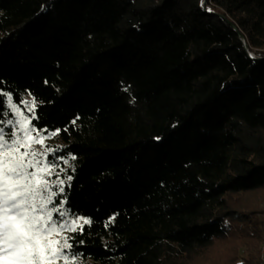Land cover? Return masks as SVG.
<instances>
[{
  "label": "trees",
  "instance_id": "1",
  "mask_svg": "<svg viewBox=\"0 0 264 264\" xmlns=\"http://www.w3.org/2000/svg\"><path fill=\"white\" fill-rule=\"evenodd\" d=\"M210 1L0 0V94L69 161L53 218L91 220L68 257L258 264L235 196L264 189V0Z\"/></svg>",
  "mask_w": 264,
  "mask_h": 264
},
{
  "label": "snow or ice",
  "instance_id": "2",
  "mask_svg": "<svg viewBox=\"0 0 264 264\" xmlns=\"http://www.w3.org/2000/svg\"><path fill=\"white\" fill-rule=\"evenodd\" d=\"M3 97H7V108L21 118L0 119V124L12 125L7 131L0 127V264H55L62 257L67 262L65 249L71 248V244L62 237L63 230L83 231V224L91 220L80 217L83 223H78V219L53 218V213L61 218L68 213L61 210L66 201L48 207L58 194L52 192L46 178L53 174L52 166L46 163L44 153L32 147L34 143H43L44 137L29 118L22 116L10 94H0V103H4ZM7 108L0 111V116H10ZM59 192L63 193L64 188Z\"/></svg>",
  "mask_w": 264,
  "mask_h": 264
},
{
  "label": "rangeland",
  "instance_id": "3",
  "mask_svg": "<svg viewBox=\"0 0 264 264\" xmlns=\"http://www.w3.org/2000/svg\"><path fill=\"white\" fill-rule=\"evenodd\" d=\"M210 2H211L210 0H201V5L204 8H209L210 11H212L211 10L212 4H210ZM250 53H252L254 57L256 56L255 52H250ZM18 108H19V112L22 114L23 117H27L31 120V118L34 116L35 103L31 97L26 96L24 100V107L21 108L18 106ZM30 108L32 109L31 111H29ZM13 113H14L16 120H19L21 118V116L18 115L16 112L13 111ZM13 131H17V129L13 128ZM40 134L44 137L43 143H34L32 147L36 151L44 153L45 154L44 158L46 159V163H48L47 162L48 155L54 151L55 147H53V144H58V140L55 134H47V135L44 133H40ZM33 135H35V133H33ZM65 164H66L65 167L63 166L61 167L64 172H66L65 170H66V167L69 165V161H67ZM62 170L56 169V166H52L53 174L46 177L51 185H60L59 181L67 180V178L61 175ZM235 197H236L235 203L240 205L243 208L242 209L243 211L244 210L245 212L250 211V210L258 211V214L255 217V220L257 221L258 215L264 211V189L255 190L251 192H244L242 194L236 195ZM78 223H82V220H79ZM70 233H71V230L65 229L63 230L61 235L62 237H66ZM54 238L60 239L61 237H54ZM259 238L260 240L258 244V249L260 253V244H261L260 235H259ZM247 248L248 247H241L239 250L240 254L244 255L246 253ZM55 264H87V262L82 261L81 259L72 258V257H68V261L66 262L65 259L62 257L59 260H57ZM196 264H208V261H206L205 259H202L201 262H198Z\"/></svg>",
  "mask_w": 264,
  "mask_h": 264
},
{
  "label": "built area",
  "instance_id": "4",
  "mask_svg": "<svg viewBox=\"0 0 264 264\" xmlns=\"http://www.w3.org/2000/svg\"><path fill=\"white\" fill-rule=\"evenodd\" d=\"M205 10L207 12H210L209 8H205ZM249 54L252 56V53L249 52ZM257 230H258L259 235L261 237L258 264H264V211L261 212L258 215V218H257Z\"/></svg>",
  "mask_w": 264,
  "mask_h": 264
},
{
  "label": "water",
  "instance_id": "5",
  "mask_svg": "<svg viewBox=\"0 0 264 264\" xmlns=\"http://www.w3.org/2000/svg\"><path fill=\"white\" fill-rule=\"evenodd\" d=\"M242 38H243L244 43L246 44L245 38L243 36H242ZM251 57L253 58L254 56L252 55Z\"/></svg>",
  "mask_w": 264,
  "mask_h": 264
}]
</instances>
